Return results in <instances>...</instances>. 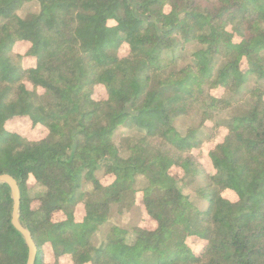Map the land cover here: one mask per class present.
<instances>
[{
  "label": "trees",
  "instance_id": "16d2710c",
  "mask_svg": "<svg viewBox=\"0 0 264 264\" xmlns=\"http://www.w3.org/2000/svg\"><path fill=\"white\" fill-rule=\"evenodd\" d=\"M0 174L33 264H264V0H0Z\"/></svg>",
  "mask_w": 264,
  "mask_h": 264
},
{
  "label": "rangeland",
  "instance_id": "374dc122",
  "mask_svg": "<svg viewBox=\"0 0 264 264\" xmlns=\"http://www.w3.org/2000/svg\"><path fill=\"white\" fill-rule=\"evenodd\" d=\"M23 11H21L20 13H24L27 11H31L35 9V5L34 4H27L23 7ZM191 47V46H190ZM26 48V45L24 44H17L16 49L17 50H21L23 51ZM104 96V90L100 87H97L96 91H95V97H102ZM6 126L8 128H12L14 130H17L21 133H25L27 136L37 139L42 137L45 134V129L41 126L38 127H32L30 122H28L25 118L23 119H15L12 122H9L6 124ZM121 132V131H120ZM208 132V131H205ZM130 133L134 134L135 131H131ZM120 135H122V133H119ZM119 135V136H120ZM203 139H205V137H203ZM205 144V143H204ZM204 164L208 165V160L207 158H204ZM98 174V173H97ZM204 177L202 176H198L195 178H188L185 181L180 182V186L182 187V191L185 193H192L193 190L200 184H202L204 182ZM35 191L41 190L39 189L38 186L34 187ZM81 209L79 208L78 211H80ZM81 212V211H80ZM139 217H140V213L139 210L137 208H132L131 210H129L126 214H123L121 216H118V214L116 213L115 209H113V214L111 217L112 222L120 224L122 226H126L128 228H131L132 226H134L136 223H138L139 221ZM146 224L148 226H151V221L150 220H142L141 224ZM98 239V234H95L94 237V243H97ZM192 246L195 248V250H197V244L196 242H194V240H191ZM51 251L49 249L46 250L45 253V259L46 260H50L51 259ZM68 262V258H63L61 259V263L62 264H67Z\"/></svg>",
  "mask_w": 264,
  "mask_h": 264
},
{
  "label": "water",
  "instance_id": "95a60500",
  "mask_svg": "<svg viewBox=\"0 0 264 264\" xmlns=\"http://www.w3.org/2000/svg\"><path fill=\"white\" fill-rule=\"evenodd\" d=\"M0 182H7L12 189L13 207L11 222L13 226L23 234L25 238V242L28 246L27 264H33L36 254V246L34 241L32 240L30 232L26 228L21 226L18 220L19 189L17 182L8 174H0Z\"/></svg>",
  "mask_w": 264,
  "mask_h": 264
}]
</instances>
